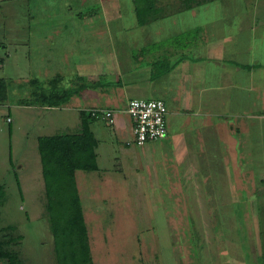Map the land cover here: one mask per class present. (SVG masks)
I'll return each mask as SVG.
<instances>
[{"label":"rangeland","instance_id":"374dc122","mask_svg":"<svg viewBox=\"0 0 264 264\" xmlns=\"http://www.w3.org/2000/svg\"><path fill=\"white\" fill-rule=\"evenodd\" d=\"M161 3L170 5L164 16L139 25L132 0H0V225L8 227L7 249L24 264H56L49 219L58 208L46 192L37 138L78 132L79 109L90 107H108L114 116L112 124L102 117L90 124L97 168L75 171L94 264H264L261 165L241 167L240 156L230 155L219 170L212 154L195 165L188 144L196 139L181 135L206 130L183 100L185 89H196L197 41L211 53L212 42L225 38L214 31L236 29L240 18L264 24V0H208L181 11L179 0ZM39 21L59 26L32 27ZM146 35L164 37L152 55L139 52ZM41 46H53L54 57L42 58ZM183 53L189 74L156 76ZM36 88L67 90L68 100L49 106L31 98ZM128 98L164 99L174 135L126 145L129 117L116 109Z\"/></svg>","mask_w":264,"mask_h":264},{"label":"crops","instance_id":"0c3cea01","mask_svg":"<svg viewBox=\"0 0 264 264\" xmlns=\"http://www.w3.org/2000/svg\"><path fill=\"white\" fill-rule=\"evenodd\" d=\"M53 23L52 21L32 22V27L59 26V24ZM237 23L236 29L233 30L229 26L230 29L227 33H223L221 28L219 31H214V35H218L219 38L224 35L225 38L224 43L221 41L212 42L213 49L211 53L207 51L209 46L206 41L200 37L201 40L197 41L198 44L195 47L198 50L197 55L191 58V62L197 64L194 72L196 71L199 74L197 77H193L195 80L197 78L194 83L196 89H193L192 92L185 89L183 94V100L188 99L189 102H192L196 108L195 114L202 117L198 122L200 128L202 130L206 128L205 132L208 133L207 136L213 137V142L208 144V137L205 132H183L181 135L188 138L195 137L196 139V142L193 143L194 146L188 144L195 165L203 164L205 155L212 154L215 157L213 161L214 168L220 170L223 165L222 156H225L224 162L229 163L231 162L230 158L228 160L230 155H238L240 157H237V163L241 167L248 163L251 168L254 163L261 165V179L264 180V34H262L264 33V29H262L264 24H261L263 22L260 21L250 22L246 18L245 20L240 18ZM156 33H159V31H156ZM254 33L258 35L254 36ZM259 36L262 37L260 43L257 41L260 38ZM42 37L48 38L51 36L43 35ZM144 37L143 41L141 40L142 45L139 47V52L143 51V55L156 53L157 47H159L158 44L164 41L162 36L146 35ZM53 38H48V40L51 41ZM53 48V46H41L39 50L43 53L42 58L52 59L55 52ZM45 53H47L46 56ZM174 57L172 60H174ZM172 60L166 63L163 62L165 70L168 71H160L161 73L156 76H167L168 81H174L175 79L178 80L181 75L189 74L187 70L189 64L185 65L188 60L184 53L179 56V59L173 62ZM54 78L55 76H52L48 79V82L52 83L55 80ZM33 79H29V82L32 83L31 80ZM154 79H157V77H150L148 82H152ZM129 99L131 98H128L126 103ZM89 105L90 102L86 103L85 106ZM124 109L125 107L116 110L118 113H125ZM209 116L211 119L204 121L205 117ZM220 132H224L223 136ZM171 135H174V133L167 115V134L162 140L170 138ZM235 139L237 140L234 143ZM154 149H156L155 151H161L158 147L147 148L150 153ZM228 150L230 151L228 152ZM253 155L257 158L254 159ZM225 165L227 167L229 164ZM230 169L233 168L230 166L228 170Z\"/></svg>","mask_w":264,"mask_h":264},{"label":"trees","instance_id":"16d2710c","mask_svg":"<svg viewBox=\"0 0 264 264\" xmlns=\"http://www.w3.org/2000/svg\"><path fill=\"white\" fill-rule=\"evenodd\" d=\"M179 1L181 5L177 7V11L190 9L192 5L208 0ZM132 3L139 25H146L163 17L168 6L170 7L169 4H162L161 0H132ZM31 81V84H36L38 79L34 78ZM30 96L33 99L47 101L49 106H58L59 103L68 100L67 90L59 92L52 89L51 92L44 93L36 88L30 91ZM5 97V82L0 79V103ZM79 111L78 132L37 138L46 192L47 195L54 197V204L58 208V212L52 213L49 219L55 243L56 264H94L89 248L87 227L76 190L75 171L79 169L90 171L97 168L94 152L97 139L90 124L98 117L92 116L90 110ZM4 197V187L0 184V206L4 202ZM49 208L52 209V204H49ZM7 232L8 227L0 225V259H7V264H24L20 254H11L7 249Z\"/></svg>","mask_w":264,"mask_h":264},{"label":"built area","instance_id":"2783aa9c","mask_svg":"<svg viewBox=\"0 0 264 264\" xmlns=\"http://www.w3.org/2000/svg\"><path fill=\"white\" fill-rule=\"evenodd\" d=\"M124 111L130 119L131 131V139L126 141V145L140 146L166 136L168 110L164 100L131 98L127 101ZM90 114L104 118L108 124L114 123L112 109L91 108ZM6 120L11 121L10 117Z\"/></svg>","mask_w":264,"mask_h":264}]
</instances>
